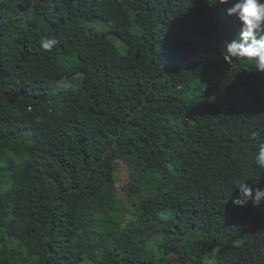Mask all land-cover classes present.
<instances>
[{
  "label": "trees",
  "instance_id": "trees-1",
  "mask_svg": "<svg viewBox=\"0 0 264 264\" xmlns=\"http://www.w3.org/2000/svg\"><path fill=\"white\" fill-rule=\"evenodd\" d=\"M216 2L0 0V264H264V73Z\"/></svg>",
  "mask_w": 264,
  "mask_h": 264
},
{
  "label": "clouds",
  "instance_id": "clouds-1",
  "mask_svg": "<svg viewBox=\"0 0 264 264\" xmlns=\"http://www.w3.org/2000/svg\"><path fill=\"white\" fill-rule=\"evenodd\" d=\"M216 3H220V0ZM220 4L231 5L226 9V14L235 17L239 27L238 35L223 42L221 58L231 67L246 63L255 71L264 73V0H224ZM38 44L41 50L50 52L58 40L44 36ZM251 135L256 143L253 163L264 170V135L259 131ZM234 189L238 190L236 199L232 201L234 206L246 207L251 203L254 207H260L264 204V188H253L245 181L237 180Z\"/></svg>",
  "mask_w": 264,
  "mask_h": 264
},
{
  "label": "rangeland",
  "instance_id": "rangeland-1",
  "mask_svg": "<svg viewBox=\"0 0 264 264\" xmlns=\"http://www.w3.org/2000/svg\"><path fill=\"white\" fill-rule=\"evenodd\" d=\"M118 11L123 15V16H126V12L122 9H118ZM128 172H127V168L125 165L123 164H119L118 166V173H117V185L119 184H124L127 182L128 180ZM118 195L121 197L120 200H121V204H122V208L124 209H127L128 205L125 203V201L123 200V196L121 195V192L120 190L118 191ZM7 207H9L11 209V212L13 213V215H17L19 212H22L26 205L25 203H23L20 198L16 197V198H9V199H6L4 202H3ZM198 264V263H196Z\"/></svg>",
  "mask_w": 264,
  "mask_h": 264
}]
</instances>
